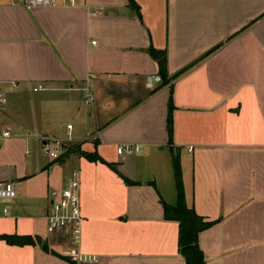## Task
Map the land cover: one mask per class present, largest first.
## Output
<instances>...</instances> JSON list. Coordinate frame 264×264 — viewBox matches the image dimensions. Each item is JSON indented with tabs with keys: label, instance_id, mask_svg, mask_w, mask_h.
Here are the masks:
<instances>
[{
	"label": "crops",
	"instance_id": "1",
	"mask_svg": "<svg viewBox=\"0 0 264 264\" xmlns=\"http://www.w3.org/2000/svg\"><path fill=\"white\" fill-rule=\"evenodd\" d=\"M134 1L0 0L1 123L14 130L0 175L18 191L0 214V264H73L69 234L45 217L74 175L93 264H187L166 210L179 204L175 159L185 206L208 224L205 264H264V0ZM45 134L64 141L59 159Z\"/></svg>",
	"mask_w": 264,
	"mask_h": 264
},
{
	"label": "built area",
	"instance_id": "2",
	"mask_svg": "<svg viewBox=\"0 0 264 264\" xmlns=\"http://www.w3.org/2000/svg\"><path fill=\"white\" fill-rule=\"evenodd\" d=\"M56 0H48L49 4L55 3ZM64 5H80L84 0H62ZM95 43V42H94ZM156 80H160L156 77ZM152 82H148L151 86ZM48 85L40 83L33 90L35 92L48 90ZM92 87L89 85L86 89V102L93 100ZM8 102L7 92L0 88V149L14 137V130L8 124L1 123V112ZM68 130H72V125H68ZM43 151L52 159H58L64 149V141L56 136L45 134L41 137ZM141 147L133 144L119 145L117 151L120 154L129 152H139ZM18 195L15 182L4 179L0 175V214L9 215L10 209L3 206L5 201L16 198ZM47 228L49 233H68L72 250L68 256L73 264H93L99 262V258L89 255L81 250L85 217L81 204V181L78 176L71 177L66 186L62 189H54L51 192V203L48 213L46 214Z\"/></svg>",
	"mask_w": 264,
	"mask_h": 264
},
{
	"label": "trees",
	"instance_id": "3",
	"mask_svg": "<svg viewBox=\"0 0 264 264\" xmlns=\"http://www.w3.org/2000/svg\"><path fill=\"white\" fill-rule=\"evenodd\" d=\"M129 2L131 3L133 8H137V9L139 8L134 0H129ZM154 52L156 58L159 61L160 73L165 79H167L166 52L165 51H154ZM170 109H172V105H170ZM172 122H173V116L170 113L169 131L172 130ZM70 153H78L84 156L85 158L93 161L102 160L96 149L92 152H89L84 150L82 146H73L72 149L70 150ZM174 168H175L177 187H178L179 204L177 206H166V210L167 213L170 214V216L173 219H176L180 223V227H181L180 243L182 248L181 250L186 257L187 264H205L203 253L198 245V234L201 230L205 229L208 226V224L203 222V220L197 215V213L194 210L189 209L187 206H185L183 202L184 190H183L182 169L178 159H175ZM122 178L125 182L127 183L129 182V179H127L125 176H122ZM8 240L12 244H21V245L27 244L29 241L28 238L19 237V236L9 237Z\"/></svg>",
	"mask_w": 264,
	"mask_h": 264
},
{
	"label": "rangeland",
	"instance_id": "4",
	"mask_svg": "<svg viewBox=\"0 0 264 264\" xmlns=\"http://www.w3.org/2000/svg\"><path fill=\"white\" fill-rule=\"evenodd\" d=\"M91 152V151H90Z\"/></svg>",
	"mask_w": 264,
	"mask_h": 264
}]
</instances>
